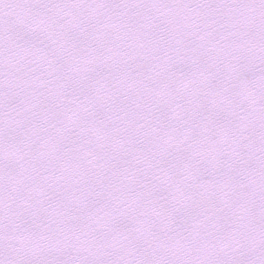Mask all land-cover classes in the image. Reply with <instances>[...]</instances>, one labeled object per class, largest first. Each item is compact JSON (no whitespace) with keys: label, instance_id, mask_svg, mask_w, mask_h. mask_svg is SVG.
<instances>
[{"label":"snow or ice","instance_id":"snow-or-ice-1","mask_svg":"<svg viewBox=\"0 0 264 264\" xmlns=\"http://www.w3.org/2000/svg\"><path fill=\"white\" fill-rule=\"evenodd\" d=\"M0 264H264V0H0Z\"/></svg>","mask_w":264,"mask_h":264}]
</instances>
